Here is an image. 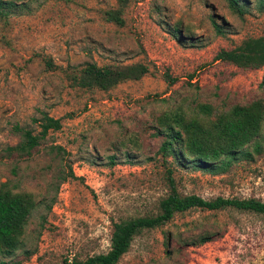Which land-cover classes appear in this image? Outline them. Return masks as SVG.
Listing matches in <instances>:
<instances>
[{
  "label": "rangeland",
  "instance_id": "1",
  "mask_svg": "<svg viewBox=\"0 0 264 264\" xmlns=\"http://www.w3.org/2000/svg\"><path fill=\"white\" fill-rule=\"evenodd\" d=\"M13 1L25 6L0 17V183L51 204L28 219L24 248L32 253L0 260L60 264L105 252L112 223L157 212L168 191L166 166L181 194L264 201V151L211 175L163 162L151 128L157 115L177 108L187 115L201 104L220 111L264 100V65L240 68L214 58L220 48L264 33V8L254 0L242 16L225 0H124L121 25L104 15L118 0ZM84 62H141L148 72L106 91L84 89L69 78ZM40 111L59 118L60 128L30 156H7L4 147L19 139L13 126L35 129ZM202 235L209 240L197 244ZM116 264H264V213L175 214L136 235Z\"/></svg>",
  "mask_w": 264,
  "mask_h": 264
},
{
  "label": "trees",
  "instance_id": "2",
  "mask_svg": "<svg viewBox=\"0 0 264 264\" xmlns=\"http://www.w3.org/2000/svg\"><path fill=\"white\" fill-rule=\"evenodd\" d=\"M225 1L233 13L242 16L250 0ZM254 2L259 11L264 8V0ZM124 4V0H118L117 7L104 11L105 18L121 25L120 13ZM24 6L23 3L13 0H0V17L17 14ZM212 26L216 33H222L214 21ZM172 34L180 38L177 26L172 27ZM214 58L240 68H259L264 65V33L256 37H246L230 49L220 48ZM45 64L50 66L49 61H45ZM147 72V65L141 62L100 66L94 62H84L81 68H73L70 71L69 78L71 83L78 87L106 91L121 82L138 80ZM172 82L173 79L168 80V83ZM32 121L36 124L35 129L17 124L13 126L19 139L15 144L4 147L7 156L19 159L30 156L49 130L54 131L61 126L59 118L43 111ZM151 128L153 134L160 138L157 153L163 162L211 175L223 174L234 163L250 160L264 151V100L254 98L245 103H234L226 110L220 111H212L208 104H201L197 113L187 115L177 108L157 115ZM113 159V156L109 157V164H113ZM11 170L15 171L14 166ZM165 172L168 191L159 198L156 213L112 223L109 247L105 252L90 255L83 260L62 259L60 264H116L136 235L143 230L164 225L175 214L191 210L215 212L224 209L264 213V201L253 197L203 198L194 193L181 194L175 187L172 170L166 166ZM69 176H72L70 171ZM50 204L51 201L45 202L44 197L35 200L29 191H12L7 182L0 183L1 257H11L16 251H22L25 257L32 253L24 248V232L28 219L36 207L40 206L48 211ZM40 220L43 222L45 217L40 216ZM207 240L209 235L199 236L197 244ZM0 264L13 262L0 260Z\"/></svg>",
  "mask_w": 264,
  "mask_h": 264
}]
</instances>
